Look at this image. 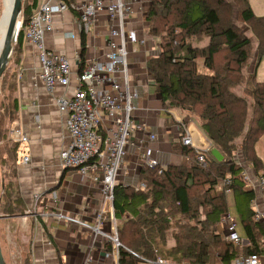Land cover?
I'll use <instances>...</instances> for the list:
<instances>
[{
  "label": "trees",
  "instance_id": "obj_1",
  "mask_svg": "<svg viewBox=\"0 0 264 264\" xmlns=\"http://www.w3.org/2000/svg\"><path fill=\"white\" fill-rule=\"evenodd\" d=\"M39 2L24 4V24L12 54L15 63L24 27ZM144 19L159 47L157 55L147 58L146 68L163 110H179L185 126L197 119L224 160L218 161L209 151L207 165L201 166L195 161V148L183 146L177 164L141 165L143 187L117 183L113 207L121 243L118 264H145L144 259H158L159 252L175 262L190 263L210 261L212 250L216 261L224 263L242 254L264 252V219L254 216L256 192L243 176L249 166L264 177V163L256 153V143L264 134V80L257 77L264 56V16L255 14L250 0H151ZM236 19L246 23L255 37V56L252 38ZM81 48L80 71L86 65L84 33ZM16 75L14 69L11 80L3 78L0 101L1 217L26 213L17 181L21 143L10 135L18 116ZM236 87L244 95L237 94ZM226 179L231 180L243 234L251 242L246 247L236 246L221 231V218L229 212ZM169 233L174 244L165 249ZM104 246L112 251L111 241Z\"/></svg>",
  "mask_w": 264,
  "mask_h": 264
},
{
  "label": "crops",
  "instance_id": "obj_2",
  "mask_svg": "<svg viewBox=\"0 0 264 264\" xmlns=\"http://www.w3.org/2000/svg\"><path fill=\"white\" fill-rule=\"evenodd\" d=\"M40 1L55 4L64 0ZM68 1L80 4L85 0ZM126 2L131 6L126 28L135 30L141 40L129 44L131 79L140 94L136 102L138 110L135 115L146 122L147 132L158 135V140L153 146L159 161L163 165L177 164L182 158L177 120L183 116L179 110H172L171 119L160 117L163 110L162 101L146 68L147 58L157 55L159 51L157 38L150 34L148 23L144 19L151 0ZM78 15L73 9L54 12V30L45 38L48 48L65 53L70 59L73 73L68 88L58 84L53 92L48 90L39 77L38 50L25 37L19 51L18 62L15 63L18 116L11 129L18 127L29 137L28 142L21 143V157L29 155L30 161L23 163L19 160L17 166V181L26 213L21 216H0L2 226L0 242L4 255L8 252L12 256H19V264H26V256L29 257L27 264H118L117 258L107 256L108 251L104 243L108 240L103 235H95L88 228L44 214L47 211H62L89 223H95L96 213L102 206L100 189L93 185L91 174L84 176L76 169H64L59 160L61 150L70 143V135L66 125L67 114L59 110L56 97L71 94L78 84L82 50V31L78 25ZM110 25L109 17L102 12L95 18L89 33L85 34L86 64L92 60L106 58ZM260 64L257 68V77L264 80L259 73ZM153 89L155 93H152ZM195 120H191L187 126L195 145L199 148L212 149L213 146L198 128ZM134 142L136 143L135 139ZM135 143L128 146L129 153L117 183L130 185L126 183L128 176L136 177L139 181L142 155L140 151L136 152L138 149ZM256 150L264 163V135L258 140ZM3 171L0 164V188ZM108 221L107 217L106 231H110L111 228Z\"/></svg>",
  "mask_w": 264,
  "mask_h": 264
},
{
  "label": "built area",
  "instance_id": "obj_3",
  "mask_svg": "<svg viewBox=\"0 0 264 264\" xmlns=\"http://www.w3.org/2000/svg\"><path fill=\"white\" fill-rule=\"evenodd\" d=\"M67 9L78 12V25L84 34L89 33L95 18L102 12L111 21L106 58L88 62L78 73V84L73 92L56 97L59 110L67 114L66 125L70 135V143L59 154L60 164L64 169H76L84 176L91 174L93 185L100 189L102 206L96 213L95 223H89L62 211H47L44 214L47 217L88 228L95 235H103L106 240L112 242V251L107 252V256L111 255L118 259L121 243L118 238V221L114 215L113 199L118 176L129 153L128 146L134 144L135 139L138 151L143 149L142 165L164 166L156 157L153 146L158 140V135L147 132L146 122L135 115L138 110L136 102L140 94L131 79L129 44L141 40L135 30L126 28L128 15L131 12V6L126 0H85L80 4L65 1L53 4L49 1H40L24 27V37L38 50L39 77L50 92H53L58 84L68 88L72 80L73 71L69 57L65 53L48 48L45 42L47 34L54 30L53 13ZM23 24L22 19L20 30ZM177 121L181 147H194L195 161L201 166H206V155L211 151L210 147H197L191 131L183 124V120ZM10 135L19 143L29 141L28 135L18 127H13ZM20 160L28 163L30 157L23 155ZM252 170L249 166H245L243 176L247 185L256 192V198L252 202L254 216L257 220H262L264 219V177ZM230 183V179L225 180V184L228 185L226 193L232 192L229 188ZM54 197H56L55 192ZM38 198L39 196L36 197L37 200ZM107 217L110 231L105 230ZM239 222L230 211L221 218L222 228L226 232L225 237L242 248L249 246L251 242L241 235L238 229ZM144 260L155 264H264V252L242 254L230 263L168 262L161 258Z\"/></svg>",
  "mask_w": 264,
  "mask_h": 264
},
{
  "label": "rangeland",
  "instance_id": "obj_4",
  "mask_svg": "<svg viewBox=\"0 0 264 264\" xmlns=\"http://www.w3.org/2000/svg\"><path fill=\"white\" fill-rule=\"evenodd\" d=\"M23 2V7H24V4L27 2V0H22ZM250 3H251V6L254 10V12L256 13V15L258 14V16H264V0H250ZM3 5H4V2L3 0H0V20H1V17H2V14H3ZM236 22L237 24L240 26V28L247 34L249 35L251 38H252V41H253V56H255V44H256V39L255 37L253 36L249 26L240 21V20H237L236 19ZM7 70L5 72V76H3L2 78H0V101L3 99V95H2V87L4 86L3 85V82H4V79L3 78H6L7 80V77H8V81L11 80V75L15 69V57L12 56L10 62L8 63L7 65ZM259 73H260V76L264 79V56L262 58V62L260 64V68H259ZM258 73V74H259ZM7 81V82H8ZM7 84V83H6ZM7 86V85H6ZM235 91L237 94L239 95H244L243 91H242V88L241 87H236L235 88ZM152 93H155L154 89L152 91ZM161 118H165V119H171L172 118V114L171 113H166L165 111L162 110L161 112ZM196 124L198 125V128L201 130L200 128V125H199V121L196 119L195 120ZM168 125V124H167ZM202 131V130H201ZM203 132V131H202ZM264 135V134H263ZM262 135V136H263ZM261 136V137H262ZM260 137V138H261ZM259 138V139H260ZM258 139V140H259ZM258 142V141H257ZM257 144V143H256ZM143 151V149L140 151V153ZM136 152H139L138 150ZM0 153H1V146H0ZM256 153H257V150H256ZM258 155V153H257ZM239 157H240V154H239ZM259 157V156H258ZM260 158V157H259ZM261 159V158H260ZM2 164V163H1ZM127 177L126 179V183H130V185H135L136 187L138 186H141L142 185V182L138 181V179L136 177H133L131 176ZM129 178V179H128ZM227 201H228V206H229V211L232 213V216H236L238 221H239V218L237 216V213L235 211V203H234V198H233V195L232 193H227ZM222 227V225H221ZM1 229H2V226L0 224V234H1ZM240 233L242 236H244L243 234V229H242V226L240 225V222H239V227H238ZM221 231L223 232L222 234L226 233L224 232V229L221 228ZM1 243V242H0ZM174 244V240L173 238L171 237L170 233L168 234V239H167V243L165 245V249H169L172 245ZM1 248H2V245H1ZM164 249V247H163ZM2 251H3V248H2ZM3 255H4V252H3ZM216 251L215 250H212V253H211V258H210V261H216ZM4 258L6 260V263L7 264H19L18 262L20 261V257L19 256H12L10 253L6 252V254L4 255ZM158 258H161V259H164V260H167L168 262H175L177 260H173L171 259L172 257H169L168 255H165V253H160L158 254ZM145 264H155L154 262L152 261H146Z\"/></svg>",
  "mask_w": 264,
  "mask_h": 264
},
{
  "label": "water",
  "instance_id": "obj_5",
  "mask_svg": "<svg viewBox=\"0 0 264 264\" xmlns=\"http://www.w3.org/2000/svg\"><path fill=\"white\" fill-rule=\"evenodd\" d=\"M22 11V0H12L9 12L4 19V35L0 46V78L12 58L15 44L20 32V25L22 22ZM211 153L218 161L224 160V156L218 148L212 147ZM0 264H7L3 255L1 243Z\"/></svg>",
  "mask_w": 264,
  "mask_h": 264
},
{
  "label": "bare ground",
  "instance_id": "obj_6",
  "mask_svg": "<svg viewBox=\"0 0 264 264\" xmlns=\"http://www.w3.org/2000/svg\"><path fill=\"white\" fill-rule=\"evenodd\" d=\"M3 2H4L3 14H2V17H1V20H0V46H1V43H2L3 35H4V19H5L6 15L9 12L12 0H3Z\"/></svg>",
  "mask_w": 264,
  "mask_h": 264
}]
</instances>
